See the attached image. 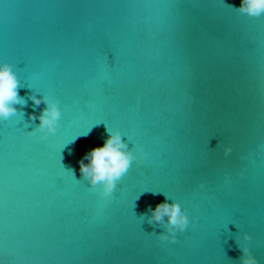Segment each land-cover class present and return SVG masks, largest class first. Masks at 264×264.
Here are the masks:
<instances>
[{
    "label": "water",
    "instance_id": "water-1",
    "mask_svg": "<svg viewBox=\"0 0 264 264\" xmlns=\"http://www.w3.org/2000/svg\"><path fill=\"white\" fill-rule=\"evenodd\" d=\"M225 2L0 0L23 99L0 119V264H264V15ZM51 102L48 132L29 113ZM109 132L134 158L105 193L78 161ZM165 200L183 230L151 219Z\"/></svg>",
    "mask_w": 264,
    "mask_h": 264
},
{
    "label": "clouds",
    "instance_id": "clouds-1",
    "mask_svg": "<svg viewBox=\"0 0 264 264\" xmlns=\"http://www.w3.org/2000/svg\"><path fill=\"white\" fill-rule=\"evenodd\" d=\"M224 3L227 4L225 0ZM235 11L249 17H259L264 15V0H241ZM19 87L20 81L12 64L7 60L0 59V119L16 113V105L23 103L22 97L18 94ZM31 99L34 104L38 105L43 98L32 95ZM59 115V108L55 102L49 103L38 115L29 113L30 118L35 116L39 120V128H46L48 132L54 131ZM43 135L46 133L42 134L41 138ZM232 150L231 142L222 145L224 155H228ZM133 158L132 152L127 149L119 133L109 132L101 144L94 145L84 153V156L78 161L79 171L88 178L90 184L103 183V191L110 193L115 187L116 181L128 169ZM165 214L168 217L167 231L169 233H173L175 229L183 230L189 223L187 214L181 210L176 201L158 202L152 209L151 219L161 221ZM245 236H247L246 233ZM164 238V234H160V239ZM168 238L174 240L175 235ZM241 264H255V258L246 247L242 249Z\"/></svg>",
    "mask_w": 264,
    "mask_h": 264
}]
</instances>
